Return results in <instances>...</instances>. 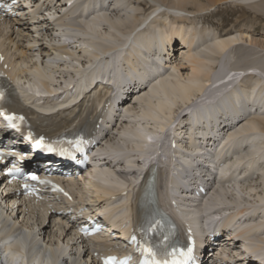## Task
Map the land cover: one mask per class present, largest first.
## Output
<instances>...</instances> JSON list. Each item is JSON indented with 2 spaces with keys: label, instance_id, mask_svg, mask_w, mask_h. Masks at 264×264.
I'll use <instances>...</instances> for the list:
<instances>
[{
  "label": "bare ground",
  "instance_id": "bare-ground-1",
  "mask_svg": "<svg viewBox=\"0 0 264 264\" xmlns=\"http://www.w3.org/2000/svg\"><path fill=\"white\" fill-rule=\"evenodd\" d=\"M237 1L29 0L36 14L32 20L27 15L1 20L0 49L16 89L13 108L31 116L35 126L59 132L91 120L94 124L108 102L98 159L83 177L66 182L69 190L89 183L93 199L74 192L76 198L103 207L107 219H117L122 227L138 200L132 192L138 174L156 162L158 203L170 211L184 207L176 215L199 222L200 246L208 225L232 230L226 241H219V264L252 257L264 264V76L254 72L263 71L264 63L246 61L241 48V43L251 47L259 42L240 27L221 33L203 22L213 7ZM253 9L254 18L264 16V1ZM186 15L192 17L189 22ZM177 50H183L181 64L171 57ZM232 52L233 57L241 54L233 63L228 61ZM182 64L189 73L182 72ZM132 81L134 97L127 94L117 107L119 90ZM226 108L233 109L227 113ZM211 139L216 142L208 148ZM199 164L207 169L196 172L216 171V181L208 175V196L199 193L193 202L197 196L186 186L197 182L193 171ZM0 202L4 226L8 221L22 226L50 248L42 264H80L67 230L69 216L51 213L45 203L21 208L13 194L0 192ZM101 242L87 247L84 260L101 249ZM235 255L239 259L233 261ZM11 258L10 264L34 262L21 254Z\"/></svg>",
  "mask_w": 264,
  "mask_h": 264
},
{
  "label": "rangeland",
  "instance_id": "rangeland-1",
  "mask_svg": "<svg viewBox=\"0 0 264 264\" xmlns=\"http://www.w3.org/2000/svg\"><path fill=\"white\" fill-rule=\"evenodd\" d=\"M263 1L264 0L259 1V2H263ZM259 2H255V3H251V4H245V1L239 0V1L235 2L234 4L226 3V2L222 3L221 5L215 7V10H214V7L212 9H210V11L206 14V17L204 18L205 20L203 19V22L204 21L209 22L211 25H213V27L216 30H218L221 33L225 32V30L227 32L228 30H230L232 28H234V29L235 28L236 29H240V28L245 29L246 33L248 34V36H250L251 39H253L256 42H259V46L256 45V46H251V47L247 46V44H245V43H241L242 44V47H241L242 50L246 51V53H247L245 60L249 61L250 63H253V64H254V62L259 63V66L263 67L261 63H264V47H261L260 45H262V44L264 45V16L262 15V13H259V14H257L256 18H254V15H256L257 12L253 9V7L255 8ZM248 12H250V14L247 18H241L242 15H244L245 13H248ZM186 16L188 17V22H189L191 16L190 15H186ZM221 18H223V19H221ZM177 45H178V43H177ZM182 51L177 50V51L173 52L174 55L171 56L172 59L177 60L176 63H178V64H181V62H182L180 59V57L182 55ZM235 54L236 55L234 57H233V55H234L233 52L229 54V59H228L229 62L233 63L235 60V57H237V56L240 57V55H241V54L237 55V52ZM27 55H30V53H28ZM182 65H183V68H181L182 72L189 73L190 72L189 68L185 67V64H182ZM210 71H212V70H210ZM254 72H257L258 74L260 73L262 76H264V70L263 71H254ZM251 99L252 98H250V100ZM236 106H238V105H236ZM232 109L233 108H226L227 113L229 111H231ZM135 111H137V110H135ZM177 132H179V131H177ZM201 160L204 162L206 161L205 158H202ZM83 185H84V182H83ZM83 187L81 186V189L75 188V190L73 188V190L75 191V193L82 195L83 197H86V199H84V200H86V201L88 199L92 200L93 199L92 198L93 197L92 185H89V183H88V186H86V188H83ZM237 246L241 247V244L238 243ZM233 253L237 254L238 252L233 251ZM236 256L237 255H235L233 261H236L239 259ZM242 261L243 260L240 259L235 264H243Z\"/></svg>",
  "mask_w": 264,
  "mask_h": 264
},
{
  "label": "snow or ice",
  "instance_id": "snow-or-ice-1",
  "mask_svg": "<svg viewBox=\"0 0 264 264\" xmlns=\"http://www.w3.org/2000/svg\"><path fill=\"white\" fill-rule=\"evenodd\" d=\"M12 3L15 4L16 0H12ZM3 57H0V60H2ZM42 93L40 91L36 92V95L39 96ZM46 94V93H43ZM4 99V93L0 91V101ZM0 116H3L4 119L8 122V127L10 128H19V124L16 123L17 121L23 122L24 117L22 115H16V114H8L4 111H0ZM29 138L31 139V133H29ZM147 139L149 141H152V136H147ZM79 143V142H78ZM42 144H44L43 138L36 141L35 147L39 148ZM48 151L50 152H56L57 149L52 147L51 145H47ZM60 155H65L66 152L63 149H60L59 151ZM6 155L16 156L17 153L15 152H8L5 153L4 151L0 150V165L4 164V157ZM5 169L0 168V173H3ZM6 174L8 176H11L13 179H15L17 176L21 175V169L16 167L6 168ZM27 179L32 181H38L41 184L50 185L52 182L50 180H41L38 175L35 174H29L27 176ZM54 189L58 192H63L65 196H68V193L64 192L62 188H59L58 186H53ZM23 188L25 189L26 193L31 195L35 192V189L29 187L27 183L23 184ZM71 199V197H68ZM131 241L134 243H137V250L141 253L142 259L140 260L139 264H190L192 261V254H193V247H187L185 250L184 248H176L172 247L170 250L166 249L163 251H157L155 250L151 245L148 243H139L137 242V238L135 235H133L131 238ZM16 260H19V257H16ZM131 260V257H125L123 260H118L115 256H108L104 259L103 264H129V261Z\"/></svg>",
  "mask_w": 264,
  "mask_h": 264
}]
</instances>
